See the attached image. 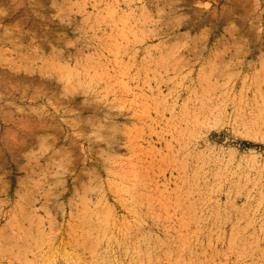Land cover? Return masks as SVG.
Masks as SVG:
<instances>
[{
    "label": "rangeland",
    "instance_id": "1",
    "mask_svg": "<svg viewBox=\"0 0 264 264\" xmlns=\"http://www.w3.org/2000/svg\"><path fill=\"white\" fill-rule=\"evenodd\" d=\"M0 264H264V0H0Z\"/></svg>",
    "mask_w": 264,
    "mask_h": 264
}]
</instances>
